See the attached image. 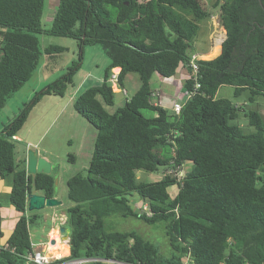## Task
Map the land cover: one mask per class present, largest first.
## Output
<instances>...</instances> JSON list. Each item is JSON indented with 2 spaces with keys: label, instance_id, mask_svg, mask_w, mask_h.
Returning <instances> with one entry per match:
<instances>
[{
  "label": "trees",
  "instance_id": "16d2710c",
  "mask_svg": "<svg viewBox=\"0 0 264 264\" xmlns=\"http://www.w3.org/2000/svg\"><path fill=\"white\" fill-rule=\"evenodd\" d=\"M210 1L212 9L219 8L224 30L220 53L216 46L203 54L212 59L198 61L200 90L174 114L151 103L150 80L154 74L171 77L179 66L190 72L188 52L199 22L212 12L200 0H58L47 29L41 27L44 0H0V111L38 67V33L71 37L77 45V59L67 71L35 91L0 130V178L11 176L9 201L20 212L7 247L0 249V264H25L33 251L30 227L38 216L27 213V193L53 197L55 192L53 175H28L23 160H15L13 137L44 96L65 94L84 48L94 43L110 63L102 83L73 101L96 135L86 174L66 180L72 202L65 210L69 254L61 260L184 264L189 257L192 264H264V118L215 97L221 85H231L234 96L246 91L248 101H264V0ZM65 49L48 45L43 53L55 58ZM115 66L120 85L128 72L138 73L141 84L109 113L105 106L113 105L114 92L108 77ZM190 85L186 80L184 87ZM238 112H246L254 131L244 133L229 123ZM165 147L172 155L161 153ZM185 162L192 168L183 176L138 182L135 175L139 169L175 170ZM172 185L177 186L173 197ZM133 194L148 204L150 215L131 205ZM111 216L162 224L166 250L135 229L121 230L117 221L107 220Z\"/></svg>",
  "mask_w": 264,
  "mask_h": 264
},
{
  "label": "rangeland",
  "instance_id": "374dc122",
  "mask_svg": "<svg viewBox=\"0 0 264 264\" xmlns=\"http://www.w3.org/2000/svg\"><path fill=\"white\" fill-rule=\"evenodd\" d=\"M200 1L204 7L208 8L212 12L211 16L208 19H203L199 22V31L194 39L193 49L197 53H203L207 51L204 53V55H208L210 53V51H208L210 45H208L207 43L208 35L211 38L210 44L215 45V47H219V38L223 36V27L220 24L219 8L217 7L212 9V1L210 0ZM57 4L58 0H44L43 12L41 16V27L43 29H47L49 27ZM108 9L113 12V8L111 6H108ZM37 37L39 38L40 49L42 52L37 70L31 77V79H29L19 90L14 92L7 100L5 107L0 111V116H3V118L5 117L6 113H8L9 116H12L13 112L16 113L18 109L23 105V103L30 99L35 91L40 90L45 86L46 83H50L63 75L67 71V68L72 64V62L77 59V45L76 40H74L73 38L48 35L44 32L38 33ZM48 45H59L65 47L66 49L55 58H50L43 53V49ZM103 52L104 51L100 44L94 43L92 45H87L84 48L82 63L79 69L73 75V78L76 79V77L74 76H77V78H79L80 76H83L87 71H90L89 69L94 68L95 62H99V67L100 69H102L104 67L102 66L103 60H107ZM204 55H202V59H212L206 58ZM74 85L75 84L68 85L67 89H74ZM85 89L86 88H83L79 93H81ZM233 90L234 88L231 85H221L217 90L215 97L227 98L231 100L236 106H243L245 111H257L264 118V101L262 97H257L253 102H250L248 101L246 91H243L239 95L234 96ZM66 98L67 96H54L52 105L53 108H50L49 105L45 103H40V105H38L36 109L33 107L35 112H30L31 115L28 116L27 123H24L21 129L26 130V128H28L32 123L36 122L39 124L38 128L41 130L45 123L54 116V111L57 107V105H55L56 101L64 103ZM72 106L73 104H70L68 105L67 109L64 108L66 110L63 111V114L59 116L57 121H54L53 124H51V127L48 128L46 134L41 139V145L43 147H48L52 152V156H50V158L55 159L57 163L60 164V181L58 182L57 190L59 195L63 197L64 202H68L69 204L71 201L66 196V178L76 173L86 174L88 160L87 157L85 158L84 156L79 155L76 157V160L74 162H69L68 158L65 156V153H63L64 150L68 148L66 141L67 139L71 138L73 140V145H75L77 140L83 139L84 146H89L92 141L94 143V138H91L89 131L84 129L83 126H78L76 121L78 118L84 123H86V121H84L85 119L81 115H79ZM51 109L53 112L51 111ZM141 112L145 116H149L151 114L150 110H141ZM229 123L238 126L244 133H250L254 131V128L248 122L246 112H238L237 117L233 120H230ZM91 128L95 130L92 126ZM36 134L37 133H34V135ZM38 144H40V142H38ZM17 145L18 143L16 144V146ZM34 147L38 148L37 145ZM16 150L17 149L15 148V157L17 154ZM168 151V147L163 148V152L165 153V155H170V153L168 154ZM53 152L55 155L54 157ZM185 163L186 165H184V172L192 168V163ZM170 170L174 172L171 167H160L156 172H146L142 169H139L135 171V175L138 182L154 181L158 178L163 177L164 174H169ZM6 178L11 179V176ZM176 189V185H172L171 188H168L171 197L175 195L174 193ZM129 198L131 199V197ZM130 203L133 207L137 208L132 200L130 201ZM110 219L117 221L119 223L118 227L121 230L135 229L149 238V240L153 243L160 245L162 251L166 250V239L163 233L162 224L158 223L156 225H147L142 220L133 217L122 218L119 216H111L107 220Z\"/></svg>",
  "mask_w": 264,
  "mask_h": 264
},
{
  "label": "crops",
  "instance_id": "0c3cea01",
  "mask_svg": "<svg viewBox=\"0 0 264 264\" xmlns=\"http://www.w3.org/2000/svg\"><path fill=\"white\" fill-rule=\"evenodd\" d=\"M223 33H224V30H223ZM210 39L211 38L208 35L207 43L208 45H210V48L208 51H211L215 47V45L210 44ZM220 49L221 47L219 44L218 54L220 53ZM205 52H203V54ZM103 53L107 58V60H103L102 62V66L104 67L100 69L99 62H95L94 68L89 69L90 71H87L83 76H80L79 78H77V76H74L76 77V79L73 78L74 80L72 82V84H75L74 89L66 90V93L63 95V96H67L64 103H60L56 101L55 105H57V107L54 111V116L51 117L45 123V125L43 126L41 130L38 128L39 124L34 122L28 128H26V130L21 129L17 133V135L14 136V140L16 141V144L18 143L17 145L18 148L16 146L17 154L15 157V160L17 162H21L23 160V166L25 168L26 150L28 148H36L34 146L37 145L38 148L36 149L38 151V154L46 158L54 166L55 176L57 179V185L55 187V192H54L53 197L59 200L60 204L51 206V207H44L40 210H32V211L27 210V213H30V215L35 214L38 216V218L35 220V223L31 225L30 227V239H31V245H32L33 251H40V252H44L47 254L50 253L49 255L51 256H56L57 254L61 257H65L69 254V244H68L69 237L65 232L61 233L59 229L61 227L66 228L65 209L71 206L72 202H70V204L68 202H64L63 197H61L58 193L57 186H58V182L60 181V176H59L60 164L57 163L55 159L50 158V156H52V152L50 151L48 147H43L41 145V139L46 134V131L48 130V128L51 127V124H53L54 121H57L59 116L63 114V111H65L68 108V105L73 104L74 98L79 94L80 90H82L83 88H88V87L99 85L102 83L105 69L110 63V58L107 56L105 51ZM119 71H120L119 67L117 66L111 67L110 74L112 72L119 73ZM135 73L136 72H128L124 77L122 85H120L119 82L118 84L109 82L114 92L113 105L105 106V109L109 113H113L118 107L123 106L124 103L130 98V96L140 87L141 81H140L139 75L138 73H136L137 74L136 76ZM188 75H189V71L184 66H179L176 73L173 76L168 77V78L166 77L164 78L157 74H154L150 80L151 92L153 93L154 91H157L158 95L157 96L150 95V101L152 103L156 101L157 102L156 106L163 108L168 113H172V109H171L172 103L182 98L181 93L184 88V83L187 80ZM86 84H90V85H86ZM122 89L125 90L126 94L123 93ZM63 96H59V97H63ZM53 97H54L53 95L44 96L34 106V108L36 109V107H38L40 103H45L49 105L50 108H53L52 107ZM34 108L31 110V113L35 112ZM16 113L13 112L12 116H9L8 113H6L4 118L3 116H0V130L2 129L3 125L8 121V119L12 118L14 115H16ZM31 113L29 114V116L31 115ZM155 115L156 113L154 111H151V114L148 117L155 116ZM27 121H28V118L25 123H27ZM76 121H77L78 126H83L84 129L89 131L91 138L93 137L95 139L96 132L95 130L91 128L90 124L86 120H84L86 121V123L82 122V120H80L79 118ZM34 133H37V134L34 135ZM38 142H40V144H38ZM66 143L68 145V148H66V150H64L63 153H65V156L68 158L69 162H74L76 160V157L81 155V156H84L85 158L87 157V160L89 163L91 153L93 150V144H94L93 141L90 143L89 146L88 145L84 146V141L83 139H81V140H77L76 144L73 145V140L69 138L67 139ZM71 150H74V151H71ZM161 153L164 154L163 151H161ZM169 153L170 155H172V148H169L168 154ZM54 156L55 155L53 152V157ZM184 165H186V163L178 167L180 173H183V174L190 170L189 169L184 172ZM50 174L53 175L52 173ZM69 177H67L66 180ZM10 192H11V179L0 178V231H1L0 245L7 243V240L13 231L15 223L20 216V212H18L14 208V206L11 205L9 201ZM176 192H177V189L174 194H176ZM130 200L133 201L136 207L142 203V200H140L136 194H133ZM26 209H27V202H26ZM52 240H54L53 243L51 242ZM25 264H31V263H25Z\"/></svg>",
  "mask_w": 264,
  "mask_h": 264
},
{
  "label": "built area",
  "instance_id": "2783aa9c",
  "mask_svg": "<svg viewBox=\"0 0 264 264\" xmlns=\"http://www.w3.org/2000/svg\"><path fill=\"white\" fill-rule=\"evenodd\" d=\"M222 39H223V36L219 38V44L221 43ZM202 55L203 53H197L196 51H194V49L188 52V66L190 68V72L187 77V80L191 81V85L190 87H187V88L184 87L181 93L182 98L172 103L171 109H172V113L174 114H178L184 102H186L196 93H198V91L200 90L201 84L199 82L198 61L202 59ZM108 82L118 84V73L112 72L108 77ZM122 91L124 94H126L124 89H122ZM151 95L157 96L158 92L157 91H154L153 93L151 92ZM152 104L156 106L157 102L154 101ZM169 173H173L174 175H178V176H183V173H180L178 168L175 169L174 172L170 170ZM137 209H139L142 213H145L146 215H150V211H149V207L147 203H141L139 206H137ZM6 247H7V243L0 245V249L6 248ZM61 259L62 257L59 255L51 256L47 253L40 252V251H32L31 253L26 255V262L31 263V264H88L90 262L98 260L96 258H87V257L71 258V259H65V260H61ZM101 261L107 264H130V263H123V262H119L115 260H103L102 259ZM184 264H192L189 260V257H186L184 259Z\"/></svg>",
  "mask_w": 264,
  "mask_h": 264
},
{
  "label": "water",
  "instance_id": "95a60500",
  "mask_svg": "<svg viewBox=\"0 0 264 264\" xmlns=\"http://www.w3.org/2000/svg\"><path fill=\"white\" fill-rule=\"evenodd\" d=\"M259 2L261 3V0H259ZM25 171L28 175H35L36 173H52L54 177V186L56 187L57 185L54 166L46 158L40 156L35 148H28L26 150ZM26 202L28 211L40 210L44 207H51L60 204V201L55 197H46L37 191L28 192L26 195ZM59 231L61 233L65 232L68 235L70 228L61 227ZM53 241L54 240L51 242L53 243Z\"/></svg>",
  "mask_w": 264,
  "mask_h": 264
},
{
  "label": "bare ground",
  "instance_id": "6f19581e",
  "mask_svg": "<svg viewBox=\"0 0 264 264\" xmlns=\"http://www.w3.org/2000/svg\"><path fill=\"white\" fill-rule=\"evenodd\" d=\"M50 254V253H49ZM54 254H56V253H54ZM56 256H57V254H56Z\"/></svg>",
  "mask_w": 264,
  "mask_h": 264
}]
</instances>
